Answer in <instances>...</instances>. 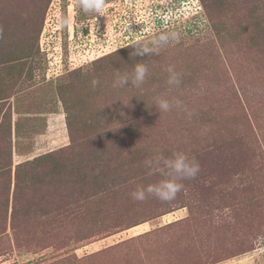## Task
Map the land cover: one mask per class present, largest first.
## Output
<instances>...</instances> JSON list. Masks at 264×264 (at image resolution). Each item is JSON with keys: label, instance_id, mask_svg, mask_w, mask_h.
Wrapping results in <instances>:
<instances>
[{"label": "rangeland", "instance_id": "1", "mask_svg": "<svg viewBox=\"0 0 264 264\" xmlns=\"http://www.w3.org/2000/svg\"><path fill=\"white\" fill-rule=\"evenodd\" d=\"M104 2L0 0V95L39 87L14 138L10 108L0 121V264H264V0ZM170 29L178 42L131 55ZM138 62L144 85L114 88ZM158 96L194 115L159 113ZM53 113L64 140L39 149ZM177 151L198 176L174 201H134L160 179L144 161Z\"/></svg>", "mask_w": 264, "mask_h": 264}, {"label": "clouds", "instance_id": "2", "mask_svg": "<svg viewBox=\"0 0 264 264\" xmlns=\"http://www.w3.org/2000/svg\"><path fill=\"white\" fill-rule=\"evenodd\" d=\"M104 0H78L79 8L85 13H100L104 7ZM2 32V30H0ZM180 33L174 29L160 32L149 39L137 41L132 56H155L162 49L180 40ZM150 71L149 62H138L133 66L132 71L117 72L113 81L114 88H125L131 83L134 88H141L146 82ZM167 85L170 88H179L182 84L183 74L169 66L167 69ZM100 81L93 79L92 87L99 85ZM155 106L159 113H169L174 109L183 112L188 119L194 115V111L187 107L178 98L156 97ZM144 167L148 170L149 176L158 175L160 177L154 183L147 186H138L130 195L134 201L145 202L150 197L161 202L174 201L178 194L184 190L185 180L195 179L201 171L199 162L193 157L190 158L186 153L177 151L171 155L158 153L144 161Z\"/></svg>", "mask_w": 264, "mask_h": 264}, {"label": "crops", "instance_id": "3", "mask_svg": "<svg viewBox=\"0 0 264 264\" xmlns=\"http://www.w3.org/2000/svg\"><path fill=\"white\" fill-rule=\"evenodd\" d=\"M38 88L39 87H11V91H9V94L7 96L0 95V106L1 104L6 103L5 105H3V107H0V121L2 120L3 114H5L4 112H7L6 110L10 108L9 123L10 132L13 138L16 136V133H18L16 123H18L19 119L22 120V122L28 121L31 120L32 116L34 115V113L31 112L30 107H27L26 104L24 105V100L26 98L25 90L36 91L38 90ZM48 116L49 117H46L47 119L45 121L43 120V129H41L42 131H40V133L37 132L38 134L36 136L35 146L39 147V149L45 146L49 147L51 145L50 141H52L53 143L63 142L64 140V136L61 133H57L55 131V124H59V120H53V116H56V114L53 113ZM57 144L58 143H56V145ZM39 153L34 154L38 155Z\"/></svg>", "mask_w": 264, "mask_h": 264}, {"label": "trees", "instance_id": "4", "mask_svg": "<svg viewBox=\"0 0 264 264\" xmlns=\"http://www.w3.org/2000/svg\"><path fill=\"white\" fill-rule=\"evenodd\" d=\"M59 149H60V150H59ZM56 150H59V152H60V151H62V147H60V148H58V149H55V150H51V151H49V152H47V153H44V154H42V155L35 156V157H33L31 160L36 159V158H39V159L41 158V159H42V158H44V157H53V155L56 154V153H55ZM54 157H55V156H54ZM26 161H27V160H26ZM26 161H25V162H26ZM27 163H28V162H27ZM68 173H69V172H68ZM75 175H76L75 172H70V173H69V176L72 177V178L75 177ZM76 177H77V176H76ZM69 182L72 183V184H75V182L72 181V180L69 181ZM136 224H138V223H136ZM136 224H133V225H136ZM133 225H130V226H128V227H131V226H133ZM128 227H127V228H128ZM145 233H146V232H145ZM145 233H142V234H145ZM140 235H141V234H140Z\"/></svg>", "mask_w": 264, "mask_h": 264}]
</instances>
